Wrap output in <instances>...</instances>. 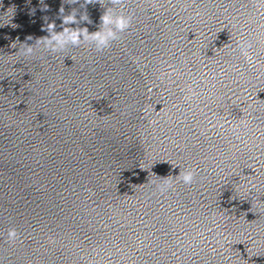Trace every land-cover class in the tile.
<instances>
[{
    "label": "water",
    "instance_id": "obj_1",
    "mask_svg": "<svg viewBox=\"0 0 264 264\" xmlns=\"http://www.w3.org/2000/svg\"><path fill=\"white\" fill-rule=\"evenodd\" d=\"M0 221L264 264V0H0Z\"/></svg>",
    "mask_w": 264,
    "mask_h": 264
}]
</instances>
